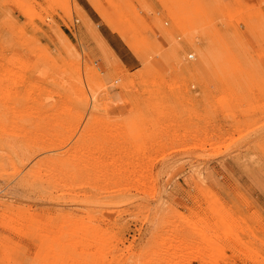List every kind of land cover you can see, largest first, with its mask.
Masks as SVG:
<instances>
[{
    "label": "rangeland",
    "instance_id": "rangeland-1",
    "mask_svg": "<svg viewBox=\"0 0 264 264\" xmlns=\"http://www.w3.org/2000/svg\"><path fill=\"white\" fill-rule=\"evenodd\" d=\"M0 264H264V0H0Z\"/></svg>",
    "mask_w": 264,
    "mask_h": 264
},
{
    "label": "crops",
    "instance_id": "crops-1",
    "mask_svg": "<svg viewBox=\"0 0 264 264\" xmlns=\"http://www.w3.org/2000/svg\"><path fill=\"white\" fill-rule=\"evenodd\" d=\"M99 31L107 42V44L116 54V56L121 60V62L126 67L133 68V65L130 64L133 60L132 56L130 55L131 52L129 53L130 50L111 32L107 31L106 33H104L102 32V30H100V28Z\"/></svg>",
    "mask_w": 264,
    "mask_h": 264
},
{
    "label": "built area",
    "instance_id": "built-area-1",
    "mask_svg": "<svg viewBox=\"0 0 264 264\" xmlns=\"http://www.w3.org/2000/svg\"><path fill=\"white\" fill-rule=\"evenodd\" d=\"M188 58H189V59H192V57H191V56H188Z\"/></svg>",
    "mask_w": 264,
    "mask_h": 264
},
{
    "label": "bare ground",
    "instance_id": "bare-ground-1",
    "mask_svg": "<svg viewBox=\"0 0 264 264\" xmlns=\"http://www.w3.org/2000/svg\"><path fill=\"white\" fill-rule=\"evenodd\" d=\"M190 56V55H189Z\"/></svg>",
    "mask_w": 264,
    "mask_h": 264
}]
</instances>
